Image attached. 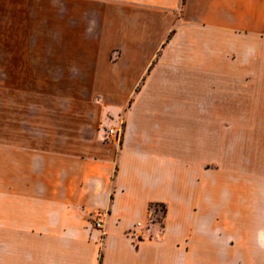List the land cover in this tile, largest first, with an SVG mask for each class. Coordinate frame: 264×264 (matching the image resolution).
<instances>
[{
    "label": "crops",
    "instance_id": "obj_1",
    "mask_svg": "<svg viewBox=\"0 0 264 264\" xmlns=\"http://www.w3.org/2000/svg\"><path fill=\"white\" fill-rule=\"evenodd\" d=\"M0 264H264V0H0Z\"/></svg>",
    "mask_w": 264,
    "mask_h": 264
},
{
    "label": "rangeland",
    "instance_id": "obj_2",
    "mask_svg": "<svg viewBox=\"0 0 264 264\" xmlns=\"http://www.w3.org/2000/svg\"><path fill=\"white\" fill-rule=\"evenodd\" d=\"M83 30H86V32H91L90 30H92V28L89 26V25H85L83 27ZM124 32H125V26H122L121 29H120V33L122 35H124ZM90 34V33H89ZM122 41L118 38L117 34H115L113 37L111 38H107V39H102L100 40L99 43H95V44H86V46H92V47H95V46H99L100 48H104V49H107V48H118L119 46L122 47ZM113 58L115 57L114 55V52H113ZM74 70L71 69V70H68L65 74L66 76L68 77H73L74 76ZM87 93H90V94H99V95H109L110 93H115L117 92L118 90H120V88L118 87H113V86H97V87H92V88H87ZM160 209L159 207L157 208V210ZM157 213V217H159V220L162 221V215L158 214L159 211H156Z\"/></svg>",
    "mask_w": 264,
    "mask_h": 264
},
{
    "label": "built area",
    "instance_id": "obj_3",
    "mask_svg": "<svg viewBox=\"0 0 264 264\" xmlns=\"http://www.w3.org/2000/svg\"><path fill=\"white\" fill-rule=\"evenodd\" d=\"M107 134L111 137H114L116 140H120L122 136V128L110 127L107 129ZM104 216L105 212H98L96 216L93 218L94 226L101 231V234H105L104 231ZM142 222H137L135 227L139 230L142 229ZM135 233V232H134Z\"/></svg>",
    "mask_w": 264,
    "mask_h": 264
},
{
    "label": "trees",
    "instance_id": "obj_4",
    "mask_svg": "<svg viewBox=\"0 0 264 264\" xmlns=\"http://www.w3.org/2000/svg\"><path fill=\"white\" fill-rule=\"evenodd\" d=\"M160 208L157 210V208ZM156 211H159L158 214L162 215V217H164L166 208L164 204H151V212H150V216H149V223L151 224H157L158 226H162V222H163V218L162 221L159 220V217H157V213Z\"/></svg>",
    "mask_w": 264,
    "mask_h": 264
}]
</instances>
